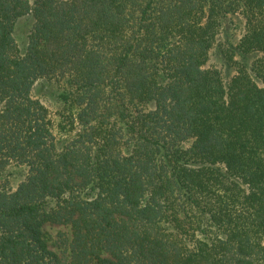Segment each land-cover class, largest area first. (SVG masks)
I'll list each match as a JSON object with an SVG mask.
<instances>
[{
  "label": "trees",
  "instance_id": "obj_1",
  "mask_svg": "<svg viewBox=\"0 0 264 264\" xmlns=\"http://www.w3.org/2000/svg\"><path fill=\"white\" fill-rule=\"evenodd\" d=\"M0 264H264V0H0Z\"/></svg>",
  "mask_w": 264,
  "mask_h": 264
},
{
  "label": "rangeland",
  "instance_id": "obj_2",
  "mask_svg": "<svg viewBox=\"0 0 264 264\" xmlns=\"http://www.w3.org/2000/svg\"><path fill=\"white\" fill-rule=\"evenodd\" d=\"M30 23L31 20L27 18L24 21H19L15 28V39L19 48L22 50L27 41L26 35L30 27ZM211 64H218V60L213 55L212 51H210V58L206 63V66ZM60 94L61 89L58 85L46 78L37 79L31 88V96L38 99L48 108L49 117L52 121L53 132L57 135V138L65 139L68 135H72L73 132H66L59 126V123L62 120L61 111L64 107H66L60 97ZM8 169L11 172L10 186L15 189L24 179L27 172V166L24 164L11 163ZM43 230L49 248L58 254H62L65 249L63 238L65 234L69 236V227L61 224L45 223L43 225Z\"/></svg>",
  "mask_w": 264,
  "mask_h": 264
}]
</instances>
